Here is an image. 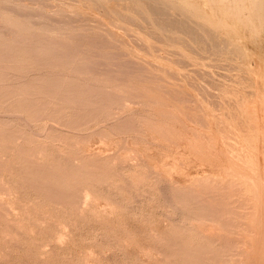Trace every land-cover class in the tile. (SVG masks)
<instances>
[{
    "label": "rangeland",
    "instance_id": "rangeland-1",
    "mask_svg": "<svg viewBox=\"0 0 264 264\" xmlns=\"http://www.w3.org/2000/svg\"><path fill=\"white\" fill-rule=\"evenodd\" d=\"M174 1L0 0V264H264V27Z\"/></svg>",
    "mask_w": 264,
    "mask_h": 264
},
{
    "label": "bare ground",
    "instance_id": "bare-ground-1",
    "mask_svg": "<svg viewBox=\"0 0 264 264\" xmlns=\"http://www.w3.org/2000/svg\"><path fill=\"white\" fill-rule=\"evenodd\" d=\"M106 1H107V0H106ZM136 1H137V0H136ZM153 1H155V0H153ZM173 1H174V0H173ZM181 1H182V0H181ZM184 1H185V3H187L186 5H188V7H190V8L193 7L194 9H196V10H198V11H200V10H199V9H200L199 7L201 6V4H202V6L204 5L205 7L208 6V7H206L205 9L208 8L209 10H211L212 14H214V15H216V16L218 15L219 21L222 22V24H221L222 26H224L223 23H229V24H231V25H228V27H231V28H232V31H233L234 33L236 32V34H237V32L241 29V31H242V30H243V31L247 30V31L250 32V35L252 34V36H253V35L255 36L256 33H257V31L263 29V28H261V27H264L263 25H261L262 22L264 21V0H203V2H202V1H199V2L197 3L198 5L200 4L199 6L196 4V1H198V0H183L182 2H184ZM83 2H84V1H83ZM97 2H99V1H97ZM109 2H110V1H109ZM132 2H133V3H131V4H135V3L138 4L137 2H135V0H134V1L132 0ZM141 2H142V1H141ZM156 2H157V0H156ZM156 2H155V3H156ZM158 2H159V1H158ZM174 2H175V1H174ZM179 2H180V1H179ZM182 2H181V4H182ZM142 3H143V2H142ZM145 3H146V2H145ZM171 3H173L172 0H161V4H162L161 6L163 7V9H164V8H167L168 6H170ZM84 4H85V3H84ZM148 4H149V3H148ZM175 4H176V2H175ZM175 4H174V6H175ZM177 4H178V3H177ZM100 5H101V4H100ZM108 5H109V4H108ZM143 5H144V4H143ZM172 5H173V4H172ZM178 5H180V4H178ZM183 5H184V4H183ZM118 6H119V5H118ZM152 6H153V5H152ZM174 6H171V8L174 7ZM181 6H182V5H181ZM202 6H201V7H202ZM112 7H113V6H112ZM133 7H134V6H133ZM133 7H132V5H131V8H133ZM136 7H137V6H136ZM148 7H149V6H148ZM176 7H177V6H175V8H176ZM92 8H93V7H92ZM113 8H114V7H113ZM131 8H130V9H131ZM169 8H170V7H169ZM169 8H168V10H171V9H169ZM175 8H172V9L175 10ZM180 8H181V7H180ZM180 8L177 7L178 10H179ZM183 8H185V7H182V9H183ZM102 9H103V8H102ZM126 9H127V8H126ZM133 9H134V8H133ZM140 9H142V8H140ZM145 9H146V8H145ZM161 9H162V8H161ZM201 9H202L203 11L205 10L204 7H202ZM120 10H121V9H120ZM122 10H123V9H122ZM142 10H143V9H142ZM142 10H141V11H142ZM165 10H166V9H165ZM180 10H181V9H180ZM180 10H179V11H180ZM97 11H98V10H97ZM118 11H119V10H118ZM130 11L133 12L132 10H130ZM139 11H140V10H139ZM187 11H189V9H188ZM198 11H197V12H198ZM203 11H202V12H203ZM205 11H206V10H205ZM207 11H208V10H207ZM105 12H106V11H105ZM125 12H126V10H125ZM150 12H151V11H150ZM153 12H154V11H153ZM189 12H191V14H192V13H196V12H194V11H192V10L189 11ZM205 13H206V12H205ZM210 14H211V13H210ZM212 14H211V15H212ZM150 15H151V14H150ZM196 15H197V14H196ZM198 15H199V13H198ZM205 15H206V14H205ZM214 15H213V17H214ZM191 16H193V15H191ZM191 16H190V17H191ZM201 16H202V15H201ZM112 17H113V16H112ZM135 17H136V16H135ZM157 17H158V16H157ZM167 17H168V16H167ZM172 17H173V15H172ZM199 17H200V16H199ZM114 18H115V17H114ZM192 18H193V17H192ZM202 18H203V17H202ZM207 18H208V17H207ZM207 18H206V19H207ZM209 18H210V17H209ZM216 18H217V17H216ZM218 18H217V19H218ZM115 19H116V18H115ZM117 20H118V19H117ZM153 20H154V19H153ZM186 20H187V19H186ZM195 20H196V19H195ZM122 21H123V20H122ZM159 21H160V20H159ZM167 21H168V20H167ZM187 21H188V20H187ZM192 21H193V20H192ZM199 21H200V20H199ZM165 22H166V21H165ZM193 22H195V21H193ZM213 22H214V21H213ZM220 22H219V24H220ZM196 23H197V22H196ZM263 23H264V22H263ZM156 24H157V23H156ZM167 25L170 26V24H167ZM225 25H227V24H225ZM183 26H184V25H183ZM189 26H190V25H189ZM198 26H200V25H198ZM202 26H203V25H202ZM177 27H178V26H177ZM190 27H191V26H190ZM192 27H193V26H192ZM196 27H197V26H196ZM220 27H221V26H220ZM259 27H260V28H259ZM159 28H160V27H159ZM182 28H183V27H182ZM258 28H259V29H258ZM229 29H230V28H229ZM210 30H212V29H210ZM220 31H221V30H220ZM194 32H195V31H194ZM255 32H256V33H255ZM162 33H163V32H162ZM209 33H210V32H209ZM211 33H212V32H211ZM194 34H195V33H194ZM246 34H247V33H246ZM234 35H235V34H234ZM195 36H196V35H195ZM197 36H198V35H197ZM217 36H218V35H217ZM205 37H206V36H205ZM235 37H236V36H235ZM261 37H262V36H261ZM201 38H202V37H201ZM226 38H227V37H226ZM238 38H239V37H238ZM233 39H234V38H233ZM179 40H180V39H179ZM200 40H201V39H200ZM228 40H230V39H228ZM252 40H254V39H252ZM263 41H264V40H263ZM204 42H205V41H204ZM247 43H249V42H247ZM226 44H227V43H226ZM234 44H235V43H234ZM243 45H244V44H243ZM230 46H231V45H230ZM252 46H253V45H252ZM219 48H220V47H219ZM219 50H220V49H219ZM235 50H236V49H235ZM234 52H235V51H234ZM238 52H239V51H238ZM240 52H241V50H240ZM218 54H219V53H218ZM226 54H228V53H226ZM232 54L234 55V53H232ZM235 54H236V53H235ZM239 54H240V53H239ZM240 55H241V54H240ZM234 58H235V57H234ZM242 59H244V58H242ZM233 64H234V63H233ZM263 64H264V63H263ZM230 66H231V65H230ZM230 66H229V67H230ZM237 67H238V66H237ZM238 68H239V67H238ZM239 75H240V74H239ZM229 76H230V75H229ZM236 76H237V75H236ZM234 78H235V77H234ZM236 80H238V79H236ZM242 82H243V81H242ZM243 83H244V82H243ZM255 86H256V85H255ZM255 88H256V87H255ZM229 89H230V88H229ZM237 90H238V89H237ZM237 90H236V91H233V92H235V94H238V93H236ZM241 92H242V91H241ZM231 93H232V91H231ZM260 93H261V92H260ZM224 94H225V93H224ZM228 94H230V93H228ZM233 94H234V93H233ZM240 94H241V93H239L237 96H239ZM242 94H244V93H242ZM237 96H236V97H237ZM243 96H245V95H243ZM241 97H242V96H241ZM238 98H239V97H238ZM242 98H243V97H242ZM242 98H239V99H242ZM246 99H247V98H246ZM28 101H29V100H28ZM30 101H31V100H30ZM31 102H32V101H31ZM261 102H263V101H261ZM36 103H37V102H36ZM246 104H247V103H246ZM55 105H56V104H55ZM244 105H245V103H244ZM247 105H248V104H247ZM21 106H22V105H21ZM41 109H42V108H41ZM41 109H40V110H41ZM44 110H45V109H44ZM50 110H51V109H50ZM55 110H56V109H55ZM64 110H65V109H64ZM226 110H227V109H226ZM19 111H21V110H19ZM231 111H232V110H231ZM231 111H230V112H231ZM11 112H12V111H11ZM50 113H52V112H50ZM226 113H227V112H226ZM245 114H246V113H245ZM48 115H49V114H48ZM51 115H52V114H51ZM228 115H229V114H228ZM26 116H27V115H26ZM35 116H36V115H35ZM35 116H32L33 119L35 118ZM32 117H31V118H32ZM26 118H27V117H26ZM169 118H170V117H169ZM174 118H175V117H174ZM33 119H31V120H33ZM70 119H71V118H70ZM53 120H54V119H53ZM71 120H72V119H71ZM71 120H70V121H71ZM138 121H139V120H138ZM138 121H137V122H138ZM57 122H59V121H57ZM62 122L64 123V121H62ZM60 123H61V122H60ZM139 123H140V121H139ZM69 126H70V125H69ZM73 126H74V125H73ZM75 126H76V125H75ZM70 127H71V126H70ZM153 128H154V127H153ZM74 130H75V129H74ZM129 130H130V129H129ZM5 131H6V130H5ZM7 131H8V130H7ZM15 131H17V130H15ZM130 131H131V130H130ZM132 131H133V130H132ZM251 131H252V130H251ZM23 132H24V131H23ZM248 132H249V131H248ZM14 133H15V132H14ZM18 134H19V133H18ZM53 134H54V133H53ZM73 134H74V133H73ZM160 134H161V133H160ZM9 135H10V134H9ZM163 135H164V134H163ZM26 137H27V136H26ZM28 137H31V135L28 136ZM47 137H48V136H47ZM54 137H55V135H54ZM59 137L61 138V136H59ZM49 138H50V137H48V139H49ZM51 138H52V137H51ZM51 138H50V139H51ZM64 138H65V137H64ZM66 138H67V137H66ZM166 138H167V137H166ZM30 139H31V138H30ZM79 140H81V139H79ZM167 140H168V139H167ZM68 141H69V140H68ZM76 141H77V139H76ZM253 141H254V139H253ZM72 142H73V141H72ZM72 142H71V143H72ZM76 143L78 144V142H76ZM32 144H33V143H32ZM77 144H76V145H77ZM233 144H234V143H233ZM246 144H247V143H246ZM67 146H69V145H67ZM66 148H67V147H66ZM71 151H73V150H71ZM240 151H241V150H240ZM243 151H244V150H243ZM254 151H255V150H254ZM255 152H256V151H255ZM64 153H66V152H64ZM44 154H45V153H44ZM231 154H232V153H231ZM77 155H78V154H77ZM240 155H241V154H240ZM34 156H35V155H34ZM64 156H65V155H64ZM133 156H134V155H133ZM247 156H248V155H247ZM78 157H79V156H78ZM80 157H81V156H80ZM87 157H88V156H87ZM76 158H77V156H76L74 159L76 160ZM84 158H85V157H84ZM88 158H89V157H88ZM112 158H113V157H112ZM27 159H28V158H27ZM72 159H73V158H72ZM74 159H73V160H74ZM79 159H80V158H79ZM79 159H78V160H79ZM85 159H86V158H85ZM92 159H94V158H92ZM113 159H114V158H113ZM34 160H35V159H34ZM120 160H121V159H120ZM233 160H234V159H233ZM27 161H28V160H27ZM85 161H86V160H85ZM85 161H84V162H85ZM87 161H88V160H87ZM91 161H92V160H91ZM94 161H95V160H94ZM109 161H110V160H109ZM109 161H108V162H109ZM240 161H241V160H240ZM255 161H256V160H255ZM99 162H100V161H99ZM108 162H107V163H108ZM118 162H119V160H118ZM121 162H122V161H120V163H121ZM125 162H126V161H125ZM74 163H75V162H74ZM74 163H72V164H74ZM77 163H78V162H77ZM81 163H82V162H81ZM79 164H80V163H79ZM84 164H88V163H84ZM89 164L92 165L93 163H92V164L89 163ZM102 164H103V163H102ZM105 164H106V163H105ZM108 164H111V163H108ZM108 164H107V165H108ZM112 164H113V163H112ZM116 164H117V163H116ZM234 164H235V163H234ZM258 164H259V163H258ZM50 165H51V164H50ZM126 165H127V164H126ZM59 166H61V165H59ZM70 166H71V165H70ZM75 166H76V164H75ZM79 166H80V165H79ZM81 166L83 167V165H81ZM84 166H85V165H84ZM49 167H50V166H49ZM51 167H52V166H51ZM82 167H80V168H82ZM106 167H108V166H106ZM45 168H46V167H45ZM63 168H65V167H63ZM68 168L70 169V167H68ZM99 168H100V167H99ZM78 169H79V168H78ZM107 169H108V168H107ZM70 170H71V169H70ZM82 170H83V169H82ZM84 170L86 171V168H85ZM96 170H97V169H96ZM255 170H256V169H255ZM88 171H90V170H88ZM88 171H87V172H88ZM259 171H260V170H259ZM64 172H65V171H64ZM73 172L75 173V171H73ZM87 172H86V173H87ZM237 172H239V171H237ZM248 172H249V171H248ZM66 173H67V172H66ZM69 173H71V172H68V175H69ZM79 173H81V172H79ZM79 173H78V175H79ZM103 173H104V172H103ZM103 173H102V174H103ZM54 174H55V173H54ZM108 174H109V173H108ZM113 174H114V173H113ZM235 174H236V173H235ZM64 175H65V174H64ZM68 175H67V176H68ZM80 175H81V174H80ZM110 175H111V174H110ZM36 176H37V175H36ZM53 176H54V175H53ZM250 176H252V175H250ZM44 177H45V175H44ZM48 177H49V176H48ZM50 177H51V176H50ZM74 177H76V176H74ZM86 177H87V176H86ZM88 177H90V176H88ZM91 177H92V176H91ZM111 177H112V176H111ZM76 178H77V177H76ZM94 178H95V176H94ZM100 178H101V177H100ZM248 178H249V175H248ZM38 179H39V178H38ZM44 179H46V178H44ZM84 179H85V178H84ZM95 179H97V178H95ZM109 179H110V178H109ZM208 179H209V178H208ZM242 179H243V178H242ZM40 180H41V179H40ZM49 180H51V178H50ZM49 180H47V181H49ZM77 180H78V179H77ZM98 180H99V179H98ZM223 180H224V179H223ZM47 181H46V182H47ZM54 181H55V180H54ZM58 181H60V180H58ZM64 181H65V180H64ZM210 181H211V180H210ZM66 182H67V181H66ZM89 182H90V181H89ZM98 182H99V181H98ZM211 182H212V181H211ZM221 182H224V181H221ZM231 182H232V181H231ZM231 182H230L231 185H229V187H230L231 189H230V190H229V188L227 189V190L229 191V195L227 194L228 198H227V197H225V198H227V200L229 199V200H232V201H225V200H224V202H225L226 204L223 202V205H222L221 208L225 209V208L227 207V205L229 206L230 204L234 203L233 206L231 205L232 209H233V208H234V209L232 210L231 207L229 206L228 208L231 210V211H229L228 208H226L227 210L225 209V211H223L224 213L227 211V213L225 214L224 217L221 216L223 213L218 214V215H216V213H215L216 216H214V213H213V212H218V211L223 210V209H220V210L217 209V210H215V208H214L215 211L212 210V209H213L212 207L215 206V205H216L217 207L221 206V205H218V204H220V202H219L218 204L213 205L212 207L210 206L212 209H211V208L208 209V207H209L208 204H209V203H208V202L204 203V200L201 201V202H203L204 204H207V206H208V207L206 208V206L203 204L204 206L202 207V209H204V208H205V209H208L209 213H210V209H211V213H213V215L210 214L211 217H212V216H213L214 218H215V217H217V218L222 217V218L224 219V218H226V217L228 216V213L230 214L229 217H228L229 220L231 219L230 216L232 217V215H233V216H234V215L237 216V219H238V220L241 219V218H244V217H245L243 214H242L241 216H244V217H241V216H240V214H241V213H239V210H240V206H239V205H240V204H238V209H239V210H238V211L236 210V209H237V207H236V206H237V205H236L237 203H235V201L238 200V199H236L235 196H236L237 194H238V195H240V194H239V193L236 194L235 187H239V188H240V185H239L240 183H239V181H237V180H236V182H238V184H236V185L233 184V183H231ZM74 183H76V182H74ZM96 183H97V182H96ZM102 183H103V182H102ZM197 183H198V182H197ZM213 183H214V182H212V184H213ZM45 184H46V183H45ZM82 184H84V183H82ZM85 184H87V183H85ZM88 184H89V183H88ZM103 184H104V183H103ZM201 184L203 185V183H201ZM206 184H207V183H206ZM215 184H217V183H215ZM218 184H219V183H218ZM220 184H221V183H220ZM223 184H224V183H223ZM228 184H229V183H228ZM228 184H227V185H228ZM98 185H100V184H98ZM198 185H200V183L197 184V186H198ZM227 185H226V187H228ZM59 186H61V185H59ZM100 186H101V185H100ZM197 186H196V187H197ZM203 186H206V185H203ZM203 186H202V187H203ZM210 186L212 187V185H210ZM53 187H55V185H53ZM53 187H52V188H53ZM92 187H93V186H92ZM94 187H96V185H94ZM206 187H209V186L207 185ZM206 187H205V188H206ZM242 187H243V186H242ZM45 188H47V187H45ZM198 188H200V186H199ZM198 188H197V189H198ZM214 188H217V189H218V185H217V186L215 185ZM239 188H236V189L239 190ZM53 189H54V188H53ZM175 189H176V188H175ZM240 189H242V188H240ZM65 190H66V188H65ZM199 190H200V189H198V191H199ZM223 190H224V189H223ZM227 190H224V191H227ZM47 191H50V190L47 189ZM59 191H60V188H59ZM62 191H64V190H62ZM83 191H84V190H83ZM83 191H82V192H83ZM189 191H190V190H189ZM195 191H196V190H195ZM195 191H194L193 193H195ZM206 191H208V190L206 189ZM215 191H216V190H215ZM228 191H227V192H228ZM244 191H245V189H244ZM75 192H76V191H75ZM190 192H191V191H190ZM199 192H200V191H199ZM202 192H203V191H202ZM202 192H201V193H202ZM208 192L211 193V191H208ZM218 192H219V191H218ZM222 192H223V191H222ZM222 192H221V193H222ZM191 193H192V192H191ZM197 193H198V192H197ZM201 193H200V194H201ZM224 193H225V192H224ZM240 193H241L240 196H242V194H244V193H242V190H240ZM66 194H68V193H66ZM74 194H75V193L73 192V195H74ZM76 194H77V193H76ZM186 194H187V193H186ZM211 194H213V196H215V195H214L215 193H211ZM51 195H52V194H51ZM77 195H78V194H77ZM83 195H84V194H83ZM217 195H218V194H217ZM220 195H221V194H220ZM71 196H72V195H71ZM202 196H203V195L201 194V197H202ZM205 196H206V195H205ZM224 196H226V194H224ZM224 196H223V193H222V196H220V198H221V197H224ZM243 196H244V195H243ZM243 196H242V197H243ZM68 197H69V196H68ZM196 197H197V194H196ZM208 197H209V196H208ZM216 197H217V196H216ZM229 197H230L231 199H230ZM62 198H63V197H62ZM78 198H80V197L78 196ZM193 198H194V197H193ZM212 198H213V197H212ZM225 198H222V199H225ZM234 198H235L236 200H234ZM239 198H240V197H239ZM243 198H244V197H243ZM73 199H74V198H73ZM175 199H178V198H175ZM188 199H189V198H188ZM196 199H197V198H196ZM198 199H199V198H198ZM198 199H197V200H198ZM202 199H204V198H202ZM217 199H218V198H216L215 200L218 201ZM241 199H242V198H241ZM241 199H239V200H241ZM186 200H187V199H186ZM205 200H206V199H205ZM209 200H210V199H209ZM175 201H176V200H175ZM216 201H211V202H215V203H216ZM211 202H210V203H211ZM228 202H230V204H229ZM237 202H238V201H237ZM246 202H247V203H246ZM77 203H78V202H77ZM176 203L178 204V202H176ZM199 203H200V202H199ZM240 203H242V202L240 201ZM245 203H246V205H247V204H249L250 202H249L248 200H246ZM245 203H244V204H245ZM184 204H185V203H184ZM224 204H225L226 206H224ZM174 205H175V204H174ZM182 205H183V203H182ZM195 205H196V204H195ZM209 205H210V204H209ZM180 206H181V204H180ZM189 206H190V205H189ZM242 206H243V205H242ZM178 207H179V204H178ZM181 207H183V208L185 209L186 206H185V207H184V206H181ZM217 207H216V208H217ZM189 208H191V207H189ZM219 208H220V207H219ZM245 208H247V206H245ZM177 209H179V208H177ZM191 209H192V208H191ZM191 209H190V210H191ZM205 209H204V210H205ZM255 209H256V208H255ZM181 210H183V209L181 208ZM185 210H188V209H185ZM248 210H249V209H248ZM192 211H193V210H192ZM192 211H191V212H192ZM200 211H201V210H200ZM212 211H213V212H212ZM228 211H229V212H228ZM240 211H241V210H240ZM243 211H244V210H243ZM176 212L179 213V210L176 211ZM206 212H207V211H206ZM221 212H222V211H221ZM231 212H232L233 214H232ZM241 212H242V211H241ZM181 213L184 214L185 212L182 211V212H180V214H181ZM186 213H187V212H186ZM192 213H193V212H192ZM243 213H244V212H243ZM245 213H246V212H245ZM188 214H189V213H188ZM196 214H198V213H196ZM246 214H247V213H246ZM246 214H245V215H246ZM226 215H227V216H226ZM183 216H184V215H183ZM187 216H188V215H187ZM197 216L200 217V218H202V219L205 217V216L201 217L199 214H198ZM235 216L232 217V219H231V221L233 220L232 222H234V224H231V227H230V228H229L230 225L228 226V225H226V223H225V222L228 221V220H227L228 218H226V219L223 220L224 223H225V225L228 226V228H229V229H228L229 233L232 232L233 230H235L236 228L239 227V226H238V223H239V222L236 223V222H237V219L235 218ZM239 216H240L241 218H238ZM188 217H189V216H188ZM211 217H210V218H211ZM263 217H264V216H263ZM185 218H186V217H185ZM193 218H195V219H193ZM207 218H208L209 220H211V219L209 218V216H207ZM214 218H213V219H214ZM217 218L214 219V220L216 221V223H218L217 221H220L219 225H220L221 228L219 227V228H220L219 231H221V230H222V231H223V230L226 231V230H227V229L225 228L226 226H222V225L224 224L223 221H221L220 219L218 220ZM234 218H235V219H234ZM246 218H248V217L246 216ZM190 219H192V220H196V216H194V217H192V218H190ZM213 219H212V220H213ZM244 219H245V218H244ZM180 220H181V219H180ZM180 220H179V221H180ZM192 220H190V221H191L190 223H192V224H190V225H192L191 228H192L193 230L200 231L201 236H203V234H202L203 232L206 233V235L203 236V239H205V237L210 236V235H209V234L203 229L204 227H202L201 225L198 224L199 222L202 223L203 221H201V220L199 219L200 221H198L197 223H195L196 221L193 222ZM260 220H261V219H260ZM183 221H185V220L183 219ZM239 221H240V220H239ZM242 221H243V220H242ZM244 221H246V220H244ZM244 221H243L242 223H246V222H244ZM206 222H207V221H206ZM228 222H229V224H230V221H228ZM228 222H227V224H228ZM232 222H231V223H232ZM184 223L186 224V226H183V227L188 228V227H189V226H188L189 224L187 223V221L184 222ZM203 223H204V222H203ZM213 223H215V222H213ZM216 223H215V225H217ZM181 224H182V223H181ZM185 224H182V225H185ZM193 224H194V225H193ZM239 224H240V227H239L238 229H240V230H242V231H243L244 229H245L246 231L248 230L249 227L247 228V227H246V224H245V227H246V228H244V227L241 226V225H242L241 222H240ZM175 225H176V224H175ZM235 225H236V226H235ZM243 225H244V224H243ZM194 226H195L197 229H196V228L194 229V228H193ZM233 226H234V227H233ZM180 227H182V226H180ZM183 227H182V229H183ZM216 227H217V226H216ZM191 228H188L187 230L184 229V230H185L186 232H188V230L191 229ZM243 228H244V229H243ZM171 229H172V228H171ZM171 229H170V230H171ZM238 229L235 230V231H233V232H234V233L236 232V234H239V232H241V231H239ZM185 231H184L183 233L186 234ZM197 231H196V232H197ZM237 231H239V232L237 233ZM177 232H178V231H177ZM190 232H192V231H190ZM196 232H194L193 234H195ZM226 232H227V231H226ZM226 232H224V233L226 234ZM179 233H180V234H179ZM179 233H178L179 235H185V234H181V232H179ZM200 233H199V234H200ZM217 233H220V232H217ZM229 233H228V234H229ZM248 233H249V232H248ZM207 234H208V236H207ZM213 234L215 235V233H212V236H211V237H213ZM222 234H223V233H222ZM222 234H221V235H222ZM232 234H233V233H232ZM252 234H253V232H252ZM218 235H220V234H218ZM226 235H227V234H226ZM226 235H225V238H224V239H221L222 237H221L220 239L224 241V240L226 239ZM187 236H188V235H187ZM194 236H196V235H194ZM201 236L199 235L200 238H201ZM222 236H224V234H223ZM228 236H229V235H228ZM228 236H227V237H228ZM230 236H231V235H230ZM235 236H236V235H235ZM235 236H234V237H235ZM246 236H247V233H246ZM180 237H182V236H180ZM211 237H208L209 239L206 238V239H207L206 244H205V242H204L203 239H201V240H202L201 243L204 242V245H207V242H208V240L210 241V238H211ZM215 237H216V236H215ZM215 237H213L212 240H215V239H216ZM218 237H220V236H217V238H218ZM236 237H237V236H236ZM240 237H241V236H240ZM185 238H186V237H185ZM185 238H183V239L185 240ZM191 238H192V237H191ZM162 239H164V238H162ZM172 239H173V238H172ZM172 239H171V241H173ZM192 239H193V238H192ZM192 239H191V241H190V238H189V244H190V245H193V246L191 247V249L195 248V247H194V245H195L194 243H196V242L198 243V244H196V247H197V246L199 245V243H200V242L197 241V240H199V239H197L196 241H195V240L192 241ZM206 239H205V240H206ZM220 239H218V240L221 241ZM228 239L231 240V239H233V238H228ZM228 239H227V240H228ZM234 239H235V238H234ZM234 239H233V240H234ZM237 239H239V238H237ZM241 239H242V238H241ZM241 239H239L240 241H239V240H237V241L234 240V241H236V243H235V242L233 243V241H231V242H232V244H236L237 246H238V245H242V244L240 243V242H242ZM255 239H256V238H255ZM158 240H159V239H158ZM167 240H168V239H167ZM167 240H166V241H167ZM179 240H180V239H179ZM186 240H187V239H186ZM212 240H211V241H212ZM227 240H226V241H227ZM230 240H229V241H230ZM160 241H161V240H160ZM164 241H165V239H164ZM166 241H165V242H166ZM187 241H188V240H187ZM216 241H217V240H216ZM161 242H163V241H161ZM191 242H192V243H191ZM173 243H174V242H173ZM180 243H181L180 245H182V244H183V241L180 242ZM201 243H200V244H201ZM217 243H219V245H220L221 242H218V241H217ZM217 243H216V244H217ZM226 243H227V244H226ZM171 244H172V242H171ZM212 244H213V243H212ZM223 244H224V242H223ZM225 244H226V245H225ZM225 244H224V245L226 246V249H229V247H230V250H231V249L234 250V251H233L234 253H239V254H240V251L237 252V250H238L239 248H238L237 250H236L237 247L235 248L236 245H229V244H228V241L225 242ZM245 244H246V243H245ZM245 244H244V245H245ZM172 245H174V244H172ZM186 245H187V244H186ZM186 245H185V246H186ZM204 245H202V246H204ZM208 245H209V244H208ZM208 245L205 246V247L207 248ZM214 245H215V244H214ZM214 245H209V246H213V247H214ZM217 245H218V244H217ZM217 245H216V246H217ZM224 245H223V246H224ZM228 245H229V246H228ZM174 246H175V245H174ZM182 246H184V245H182ZM182 246H179V244L177 245V247H180V248H181ZM187 246H188V245H187ZM199 246L201 247V249L199 248ZM199 246H198V248H199L200 250H199V249H194V250H199L198 252H199V255H200V254L202 253V250H204V249H202V246H201V245H199ZM216 246H215L214 249L210 247V248L213 249V250H210L209 248H207V250H208V249L210 250V251H207V252H208L209 254H212V255H213V253H211V252L214 251V250H216V251L219 250L218 253H219L220 251L224 252L223 250H225V248L223 249V248H220V247H219V249L217 250V249H216ZM169 247H170V246H169ZM231 247H232V248H231ZM239 247H240V246H239ZM241 247H242V246H241ZM171 248H172V246H171ZM173 248H174V247H173ZM173 248H172L171 250H173ZM182 248H183V247H182ZM184 248H186V247H184ZM184 248H183V249H184ZM206 248H205V249H206ZM234 248H235V249H234ZM174 249H176V248H174ZM178 249H179V248H177L176 250H178ZM186 249H188V251H187ZM186 249L183 250V251H187V253L192 252V253H190V254H192L191 257L195 259V257H193V255H196V254H194V253H196V251H195V252H194V250L191 251V249H189L188 247H187ZM220 249H223V250H220ZM230 250H229V251H230ZM232 250H231V251H232ZM235 250H236V251H235ZM240 250H241V249H240ZM189 251H190V252H189ZM200 251H201V253H200ZM216 251H215V253H216ZM227 251H228V250H227ZM227 251H225V253H226ZM229 251H228V253H229ZM254 251H255V250H254ZM207 252H206V253H207ZM233 252L230 253L231 258L229 257L230 255H229L228 253H227L226 255H225V253H221V252H220L219 254H218V253H217V254L214 253V254H215V256H217V255L220 256V257H221L220 259H221V261H223V264H226L227 261H230V259L234 260L233 258H235V259L237 260V257H234L235 254H234ZM184 253H185V252H184ZM206 253H202V254H206ZM180 254L182 255V253H179V255H180ZM209 254H206L205 256H209ZM232 254H234V255H232ZM239 254H238V255H239ZM171 255H172V254H171ZM176 255H178V254H176ZM176 255H175V256H176ZM199 255H198V256H199ZM212 255H210V258H211V259H212ZM222 255H225V256H222ZM227 255H229L228 257H229L230 259H229L228 257H226ZM246 255H247V254H246ZM175 256H174V257H175ZM184 256H185V258H186V257H187V258L189 257V256H186L185 254H184ZM184 256H183V257H184ZM218 256H217V257H218ZM236 256H237V255H236ZM177 257H178V256H177ZM180 257H181V256H179V258H180ZM183 257H182V258H183ZM191 257H189V259H191ZM213 257H214V256H213ZM222 257H224V259L226 258V260H224ZM240 257H241V256H240ZM240 257H239L238 259H240ZM165 258H166V257H165ZM214 258H216V257H214ZM214 258H213V259H214ZM218 258H219V257H218ZM218 258H216V259H218ZM227 258H228V259H227ZM202 259H203V258H202ZM211 259H208V258H207V260H209V262H212L213 259H212V260H211ZM216 259H215V261L213 260L212 264H215L214 262H216ZM248 259H249V258H248ZM164 260H165V259H164ZM180 260H181V259H180ZM183 260H184V259H183ZM187 260H188V259H187ZM192 260H193V259H192ZM200 260H201V259H200ZM205 260H206V259H205ZM207 260H206V262H207ZM232 260H231V261H232ZM236 260H235V263L237 264ZM177 261H179V260H177ZM193 261H194V260H193ZM197 261H198V260H197ZM197 261H196V262H197ZM201 261H202V260H201ZM203 261H204V260H203ZM224 261H225L226 263H225ZM182 262H185V261H182ZM209 262H208V263H209ZM217 262H219V261L217 260ZM217 262H216V264H217ZM167 263H168V261H167ZM180 263H181V262H180ZM202 263H203V262H202ZM220 263H221V262H220ZM233 263H234V261H232V262H230V263H227V264H233ZM176 264H178V263H176ZM190 264H191V263H190ZM200 264H201V263H200ZM210 264H211V263H210ZM221 264H222V263H221Z\"/></svg>",
    "mask_w": 264,
    "mask_h": 264
}]
</instances>
